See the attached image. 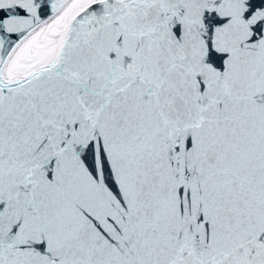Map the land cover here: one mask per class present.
Returning a JSON list of instances; mask_svg holds the SVG:
<instances>
[{"label":"snow or ice","instance_id":"1","mask_svg":"<svg viewBox=\"0 0 264 264\" xmlns=\"http://www.w3.org/2000/svg\"><path fill=\"white\" fill-rule=\"evenodd\" d=\"M0 264H264V0H0Z\"/></svg>","mask_w":264,"mask_h":264}]
</instances>
